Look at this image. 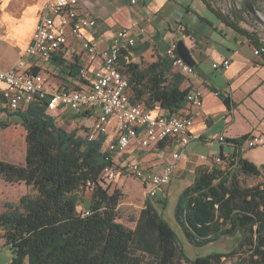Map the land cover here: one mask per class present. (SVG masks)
<instances>
[{
  "label": "trees",
  "instance_id": "trees-1",
  "mask_svg": "<svg viewBox=\"0 0 264 264\" xmlns=\"http://www.w3.org/2000/svg\"><path fill=\"white\" fill-rule=\"evenodd\" d=\"M202 1L255 49L264 48L257 34L242 26L247 22L245 15L253 19L243 3L224 13L210 0ZM258 1L253 0L254 6L261 11ZM120 61L133 93L131 103L148 110L158 105L169 115L183 107L188 88L181 87L184 76L172 71L167 57L157 58L144 70L137 63ZM218 96L231 107L229 97ZM46 106V99L35 97L9 114L25 130V162L0 158V178L24 182L36 193L22 195L17 203L5 202L6 210L0 212V241L12 253L5 264H125L130 250L149 256L153 264H195V258L185 254L176 230L150 201L140 210L134 227L117 220L121 192H109L103 178L105 168L118 167L111 153L102 149L106 136L88 139L59 127ZM8 126L9 122L0 120V131ZM248 135L226 139L232 153H221L219 163L211 167L198 166L175 203V221L191 246L236 239L228 251L206 254L207 264H228L226 260L264 264V166L243 157L241 146ZM248 177L256 181L245 183ZM85 190L90 193L84 215L78 206L84 202Z\"/></svg>",
  "mask_w": 264,
  "mask_h": 264
},
{
  "label": "crops",
  "instance_id": "crops-1",
  "mask_svg": "<svg viewBox=\"0 0 264 264\" xmlns=\"http://www.w3.org/2000/svg\"><path fill=\"white\" fill-rule=\"evenodd\" d=\"M49 1L0 0V70H8L21 63L24 69L41 73L46 77L50 93L62 88H85L93 79L94 70L100 66V60L89 61L87 53L82 48L81 39L68 34L64 48L45 63L36 62L32 57L25 55L32 33ZM79 10L95 20L94 27L83 30L82 35L85 40L96 43L99 57L109 47L112 36L121 28L129 29L136 38V45L128 54V62L137 63L140 70L146 69L159 57H167L170 60L165 51L172 41L183 39L190 50L195 62V73L182 75L185 80L181 87L188 90L199 88L204 101L200 108L184 103L176 115H190L193 120L191 132L198 137L190 140L185 146L174 140L151 146L148 148L151 152L145 154L142 162L138 161L153 172H161L166 164L174 161L175 168L169 184L161 187L155 196L157 204L162 209L173 189L179 194L193 181L198 166L211 167L219 163L216 158L221 153L225 156L232 153L233 147L227 142H219L218 136L223 135L226 139H232L252 132L264 133L262 55H255L256 47L250 40L226 26L202 0H139L136 4H131L130 0H79ZM179 24L185 26V36L177 31ZM140 28H143L144 32H140ZM259 38L264 42L263 38ZM142 46H146V49L138 53L137 50ZM224 59L230 60V66L226 70H218L224 83L217 86L210 81L208 65L213 69L214 62H221ZM83 68L86 69L84 77L80 74ZM122 74L127 77L123 69ZM5 90L6 85L0 81V108L6 109L0 112V120L5 117L11 120L15 116L10 117L12 111L5 106ZM214 91L229 97L231 107H227ZM129 92L132 96L131 89ZM245 100L249 101L256 111L247 107L243 103ZM150 111L153 115L165 112L158 105ZM49 113L60 118L56 119V125L59 127L62 126L58 125L57 121L62 120V115L75 114L78 126L86 127L83 134L79 128L72 129L79 135L86 134L97 115L96 110H90L87 115L80 116L79 113L66 108ZM114 137V124L110 121L103 149ZM213 141L219 145L218 152L211 151L205 154L200 151L202 146L211 147ZM135 150H138V154H143L138 139L133 140L124 151L110 153L115 165L121 167L137 161L122 158L124 154L133 153ZM173 153L178 154L175 160L172 157ZM242 155L257 166H264V146L242 151ZM136 180L141 191L145 193L143 182ZM151 199H146L141 209L146 201H150L156 208ZM83 205L84 209L81 210H86V203Z\"/></svg>",
  "mask_w": 264,
  "mask_h": 264
},
{
  "label": "built area",
  "instance_id": "built-area-1",
  "mask_svg": "<svg viewBox=\"0 0 264 264\" xmlns=\"http://www.w3.org/2000/svg\"><path fill=\"white\" fill-rule=\"evenodd\" d=\"M139 0H130L136 4ZM95 20L79 10V0H50L32 33L31 40L25 49V55L32 57L36 62H48L60 52L67 43L68 34L82 40V48L88 55L90 62L100 60V66L93 72V79L85 88H62L49 92L47 79L38 72L24 69L19 63L8 70H0V81L6 85L5 106L9 111L16 112L26 107L35 97L46 99L48 112L60 108L70 109L74 113L96 110L95 120L87 130L85 136L94 139L98 135L108 136L109 122L114 124L115 137L105 146L104 151L122 152L127 149L133 140L138 139L141 149H148L167 140L177 141L185 146L190 140L197 138L191 132L193 124L190 115H169L167 112L153 115L142 104L130 101L129 83L122 72L120 58L128 62V54L136 45V38L127 28L119 29L111 38L109 47L99 57L97 45L85 40L82 32L92 28ZM140 32H144L140 28ZM177 31L186 35V28L179 24ZM177 41H172L165 51L171 60L172 70L181 75H193L194 67L188 65L176 51ZM255 55H263L264 49L254 50ZM230 60L214 62V70H226ZM86 69L80 74L85 76ZM216 95L218 91L214 92ZM203 93L199 88L188 90L184 103L200 108L203 105ZM219 142H225L223 135L217 137ZM105 141V140H104ZM104 146V144H103ZM264 146V133L252 132L243 141L241 151ZM173 160L178 158L173 153ZM219 161V158H216ZM118 166V165H117ZM174 161L165 165L161 172H153L132 161L128 165L107 167L103 171L104 180H113L117 175H130L143 182L145 194L148 198L156 196L158 190L169 184L174 172ZM82 213L88 214L86 210Z\"/></svg>",
  "mask_w": 264,
  "mask_h": 264
},
{
  "label": "rangeland",
  "instance_id": "rangeland-1",
  "mask_svg": "<svg viewBox=\"0 0 264 264\" xmlns=\"http://www.w3.org/2000/svg\"><path fill=\"white\" fill-rule=\"evenodd\" d=\"M210 1L217 9L223 11L224 13H230L231 8L233 7L240 8V4L243 3V0ZM258 5L261 9V11L258 12L264 18V0H259ZM245 17L247 19V22H243L242 26L253 30L258 37L264 39V26L261 25L253 17V19H250L246 15ZM207 71H210V81H212L214 84L220 86L224 83V79L220 71H215L211 68L210 65H208ZM243 103L247 105V107H249L251 110L256 111L249 101L245 100L243 101ZM254 114L256 115V112H254ZM55 118L60 120L59 117ZM61 119V121H57L58 125L64 127L67 130L79 128L83 131L82 134L84 133V131H86V127H84V125L78 126L79 123H77L78 120L75 114L66 113L61 116ZM3 120L9 122V126L0 131V158L12 163L23 164L25 162L26 153L25 130L20 125L17 117L12 118L11 120L9 119V117H5ZM200 151L205 154H209L211 151L215 153L219 151V145L217 144V142L213 141L211 147L202 146ZM141 152L143 153L142 155L138 154V150H135L133 153L124 154L122 158L127 159V161L137 160L139 162H142L145 154H148L151 151H148V149H141ZM255 181L256 179L252 177L244 179L245 183H253ZM104 183L110 191L119 190L121 192V199L118 204L117 220L130 228L134 227L135 220L138 217L143 202L146 199H149L145 195V193L141 191L136 178H134L133 176H124L119 174L113 180H104ZM173 190L169 194L164 209H162L161 206L157 204V197L152 198L151 200L156 205L157 210L162 214L164 219L176 230L180 238V244L183 247L185 254L189 258H195V264H207L206 259L204 258L206 254L212 251L225 252L234 246L236 239L230 237H225L204 247L191 246L181 234L178 224L176 223L174 218V207L179 194L176 192V190ZM35 193L36 191L31 186L26 185L24 182L9 183L0 178V212L6 210L4 206L5 202L17 203L22 195H34ZM89 193V190H85L84 192V202L86 203V205H88ZM83 203L78 206L79 210L84 209ZM11 257L12 253L10 252L8 247L4 246L3 242L0 241V263H9ZM224 262L230 264L232 261L226 260ZM125 264H153V259L141 252L130 250L126 255Z\"/></svg>",
  "mask_w": 264,
  "mask_h": 264
},
{
  "label": "water",
  "instance_id": "water-1",
  "mask_svg": "<svg viewBox=\"0 0 264 264\" xmlns=\"http://www.w3.org/2000/svg\"><path fill=\"white\" fill-rule=\"evenodd\" d=\"M243 5L250 13V15L257 20L261 25L264 26V18L259 14L258 10H256L254 6L253 0H243ZM146 49V46L140 47L137 51L138 53L143 52ZM177 54L190 66L194 67L195 62L190 54V50L185 44L183 39L177 41L176 44Z\"/></svg>",
  "mask_w": 264,
  "mask_h": 264
},
{
  "label": "bare ground",
  "instance_id": "bare-ground-1",
  "mask_svg": "<svg viewBox=\"0 0 264 264\" xmlns=\"http://www.w3.org/2000/svg\"><path fill=\"white\" fill-rule=\"evenodd\" d=\"M264 49V48H263Z\"/></svg>",
  "mask_w": 264,
  "mask_h": 264
}]
</instances>
